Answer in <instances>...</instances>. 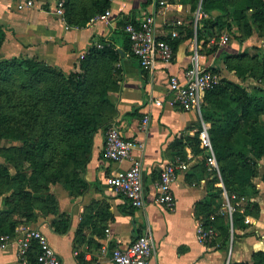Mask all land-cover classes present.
I'll list each match as a JSON object with an SVG mask.
<instances>
[{
	"label": "crops",
	"instance_id": "obj_1",
	"mask_svg": "<svg viewBox=\"0 0 264 264\" xmlns=\"http://www.w3.org/2000/svg\"><path fill=\"white\" fill-rule=\"evenodd\" d=\"M57 1L33 0V6L23 10H17L9 1L1 4L0 24L5 40L0 56L37 60L67 74L79 72L83 59L100 41L112 44L121 52L114 65L117 75L112 70L117 81L108 92L113 105L110 123L117 125L124 138L141 145L134 155L142 162L144 206L131 207L107 185L106 178L126 168L128 163L116 164L104 158L106 129L101 127L93 135L88 160L80 171L85 183L81 194L71 195L60 184H51L49 193L55 198L56 214H47L38 207L33 221L19 225L40 230L61 264H113L110 251L129 244L147 230L152 232L155 244L154 254L147 264H229L249 261L253 252L264 251V184L259 178L254 180L258 195L250 199L259 205V215H248L245 228H234L230 222L227 241L217 231L205 244L196 239V225L200 222L196 204L206 199L207 185L214 175L207 164H203V156L192 153L188 146L183 151L187 169L178 172L171 186L174 205L166 208L154 201V183L161 169L167 161L176 158L173 144L180 137H192L202 123L196 112L170 103L168 77L175 75L182 80L196 52L201 68H217L220 76L239 83L235 75L225 69L226 56L248 52L250 46H256L257 40L263 37L256 36L254 40L252 36L240 44L230 34L226 45L217 42L218 47L211 51L212 38L206 44L203 33L200 40L196 38V29L202 27L193 17L199 0L194 11L190 0H170L167 4H159L160 0H110L108 21L88 22L84 27L70 26L60 20L53 9ZM149 13L154 16L156 38L177 44L174 50L172 48L170 63L157 62L151 71H143L129 48L125 49L122 24L137 23ZM172 32L178 36L172 38ZM156 100L161 101V106L154 104ZM145 115L149 116L148 128L140 131L138 127ZM62 218L67 219L66 230L57 232L55 222ZM104 246L106 252L102 251ZM0 264H22L14 242L0 250Z\"/></svg>",
	"mask_w": 264,
	"mask_h": 264
},
{
	"label": "trees",
	"instance_id": "obj_2",
	"mask_svg": "<svg viewBox=\"0 0 264 264\" xmlns=\"http://www.w3.org/2000/svg\"><path fill=\"white\" fill-rule=\"evenodd\" d=\"M190 1L194 11L198 0ZM109 6L110 0H88L78 7L74 0H65L64 18L70 26L84 27L92 17L104 13ZM201 10L205 16L200 20L202 27L196 29V38L200 40L203 33L205 44L212 38L214 44L211 51L218 47L219 36L226 31L240 44L255 34L257 37L264 36V0H202ZM127 23L122 24L123 28ZM234 29L236 33L233 34ZM4 40L5 33L0 25V48ZM100 43L103 48L92 49L82 61V65L104 75L92 88L80 81L79 72H70L66 76L59 68L28 58L19 62L14 58L0 60V82L9 79L11 69L16 65L32 80L31 87L47 74L60 80L53 86H46L33 104L44 102L47 111L59 117L56 124L50 126L42 122L39 135H32L18 127L8 131L6 117L0 111V138L19 143L1 153L6 163L0 164V196L7 193L9 186L11 193L2 199L0 235H11L19 224L33 221L38 207L47 214H56V201L49 193V185L60 184L71 195H79L84 190L80 171L88 160L94 133L110 124L113 105L108 99V92L117 81L114 65L121 53L112 44ZM169 43L174 50L177 42ZM127 48H130V43L126 36ZM224 65L226 71L232 72L236 78L243 80L258 73L264 79V56L258 58L256 54L243 51L226 56ZM211 70L220 75L217 68ZM263 116L264 88L259 86L247 88L221 76L219 84L205 93L201 117L209 124L208 136L219 177L212 171L214 177L207 185V197L196 204V215L203 226L214 227L225 241L229 238L230 221L223 210V190L229 201L237 205L231 219L234 228H245L244 221L248 215H259V205L250 199L259 192L254 180L259 178L264 184ZM31 119L39 123L37 116ZM57 131L62 133L64 144L59 150L52 151L51 141ZM199 131L192 137H180L175 141L172 149L176 158L185 161L183 151L188 146L192 153L202 155L203 164H206L207 154L200 147ZM9 167L14 169V174L9 172ZM218 183L223 188L217 186ZM66 227V218L55 222L57 232H64ZM36 254L37 248L33 246L30 259L33 260ZM229 264H264V251L253 252L249 261Z\"/></svg>",
	"mask_w": 264,
	"mask_h": 264
},
{
	"label": "built area",
	"instance_id": "obj_3",
	"mask_svg": "<svg viewBox=\"0 0 264 264\" xmlns=\"http://www.w3.org/2000/svg\"><path fill=\"white\" fill-rule=\"evenodd\" d=\"M17 10H23L33 6V0H15ZM170 0H160L159 4H167ZM201 2L193 17L195 22L200 21L205 13L201 10ZM63 0H58L54 5V13L60 20L65 22ZM110 11L97 14L89 22H107ZM179 24V22H177ZM123 32L130 43V54L137 59L143 71H151L157 62L168 64L173 59L172 46L168 41L156 38L154 34V16L152 13L145 14L136 24L127 23ZM178 34L171 33L175 38ZM230 40V33L223 32L218 39L219 45H226ZM102 43H97L94 47L103 48ZM82 54L80 58L82 59ZM221 76L214 73L211 68H201L198 65L197 54L191 57L190 66L185 69L183 79H178L175 75L168 77V90L171 94L172 105L178 106L185 111H194L201 117V107L203 105L205 93L219 84ZM156 106H161V101L154 102ZM202 118V117H201ZM149 124V116L145 115L138 127L140 131H146ZM200 147L205 150L206 164L210 171L216 172L219 177L218 165L211 147L208 136V125L203 122L199 131ZM141 145L136 140L124 138L117 125L111 122L104 133L103 156L105 159L122 164L127 162L126 168L118 170L106 178L107 185L122 195L133 208L144 206V191L142 184V162L134 155V151ZM187 169L185 161L174 158L167 161L160 171L158 180L154 183L156 192L155 203L158 206L171 208L174 199L171 186L175 182L178 172ZM220 187L223 188L220 183ZM224 198L223 210L227 213L231 222L232 213L237 205H233L226 192L222 191ZM243 200V199H241ZM212 220V217H211ZM109 230H106L108 233ZM216 230L212 226H203L200 222L196 225V239L199 243L205 244L214 237ZM11 242L16 246V254L22 264H61L60 258L50 246L47 237L38 229L25 225H19L11 235H0V250L6 249ZM33 246L37 248V254L33 260L29 255ZM155 244L152 232L147 230L137 236L129 244L123 247H116L110 251V259L113 264H147L148 258L154 254ZM103 252L107 251L104 246Z\"/></svg>",
	"mask_w": 264,
	"mask_h": 264
},
{
	"label": "rangeland",
	"instance_id": "obj_4",
	"mask_svg": "<svg viewBox=\"0 0 264 264\" xmlns=\"http://www.w3.org/2000/svg\"><path fill=\"white\" fill-rule=\"evenodd\" d=\"M8 1L10 3L15 4V0H0L1 4H7ZM65 2V0H63ZM88 0H74L76 6L78 7L80 4H84ZM1 25V24H0ZM256 34L253 36V39H256ZM231 37V36H230ZM257 45L250 46L249 54H256L258 58H262L264 56V36L263 39L257 40ZM16 59V62H19L23 57L21 56H13L9 59ZM3 59L0 56V60ZM70 73V72H69ZM69 73H65L67 76ZM81 78L80 81L83 80V83L86 87L92 88L94 84L99 82V79L104 76L100 71H95L86 67V65L80 66ZM236 78V77H235ZM234 78V79H235ZM237 82L241 85L251 88L254 86H259L264 88V79L259 77L258 73L255 75L247 76L245 79L236 78ZM59 78L56 76H51L49 74L40 81L34 82L33 86H30L32 80L25 74L24 70L20 66H14L11 69L9 74V79L5 82H0V111L1 115L6 117L7 123L6 126L8 131L11 132V129L18 127L20 130H25L32 135H39L41 133V123L46 122L48 126L52 124H56V121L59 119L57 115H52L47 111V107L43 102L38 103L36 105L37 96H41L43 90L46 86H53L56 82H59ZM73 87V86H72ZM38 117V122L33 121L31 117ZM264 121V116L262 117ZM5 126V125H4ZM52 143V151L55 149L56 151L63 147L62 133L60 131L56 132L55 138L51 141ZM19 143L16 141H12L6 138H0V164H5L6 162L1 157V153L11 146H16ZM9 172L14 174V169L9 167ZM11 186L8 187L7 193L2 194L0 197L4 195H8L11 193ZM1 199V204H2ZM2 208V207H1Z\"/></svg>",
	"mask_w": 264,
	"mask_h": 264
}]
</instances>
